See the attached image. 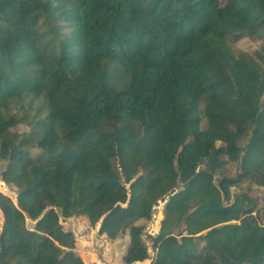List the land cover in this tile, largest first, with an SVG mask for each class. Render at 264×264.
Wrapping results in <instances>:
<instances>
[{
    "label": "trees",
    "instance_id": "obj_1",
    "mask_svg": "<svg viewBox=\"0 0 264 264\" xmlns=\"http://www.w3.org/2000/svg\"><path fill=\"white\" fill-rule=\"evenodd\" d=\"M2 96L1 264H81L78 215L120 264H264V0H0Z\"/></svg>",
    "mask_w": 264,
    "mask_h": 264
},
{
    "label": "built area",
    "instance_id": "obj_2",
    "mask_svg": "<svg viewBox=\"0 0 264 264\" xmlns=\"http://www.w3.org/2000/svg\"><path fill=\"white\" fill-rule=\"evenodd\" d=\"M62 232L74 237L71 253L81 264H112L113 246L104 237L98 236V226L91 228L87 220L81 216L70 219H59Z\"/></svg>",
    "mask_w": 264,
    "mask_h": 264
},
{
    "label": "rangeland",
    "instance_id": "obj_3",
    "mask_svg": "<svg viewBox=\"0 0 264 264\" xmlns=\"http://www.w3.org/2000/svg\"><path fill=\"white\" fill-rule=\"evenodd\" d=\"M41 34H42V32L40 33V36H39L40 39H41ZM32 40H33V36H32ZM47 46H48V44H47ZM51 50H52V47L50 48V51H49L50 54H51ZM45 59H46V57H45ZM51 60H52V58H51ZM106 72H107V75H108V84L114 85L119 90H123V89L126 88L127 80L125 78V75L122 73L120 67L117 64L108 65L106 67ZM0 193L3 196H11L12 200L15 202V198H14V196L12 194H4L2 192H0ZM160 207H162V206H160ZM153 216H154L155 220H153L150 223V226L148 228V230L150 229L149 230V234H151V231L155 232V230L157 229L158 226L156 224L161 219V210L159 208L158 209L155 208V210H153ZM121 247H122V250H121ZM124 250H125V245L124 244H122V245H120V244L113 245V261H112V264H120L119 261H120V258L122 256V254L125 252ZM0 251H1V248H0ZM152 254H153V252H151V255Z\"/></svg>",
    "mask_w": 264,
    "mask_h": 264
},
{
    "label": "bare ground",
    "instance_id": "obj_4",
    "mask_svg": "<svg viewBox=\"0 0 264 264\" xmlns=\"http://www.w3.org/2000/svg\"><path fill=\"white\" fill-rule=\"evenodd\" d=\"M12 11L13 12H15V9L14 8H12ZM32 36H33V46H34V48L38 51V52H40L41 54H43L45 57H46V59H47V62H49L50 60H51V54L49 53V51H50V46H47V42H45V41H42L40 38H39V36H40V32H36L34 29H33V31H32ZM36 74H38L37 72H31V73H29V75L28 76H31V75H36ZM28 76L25 78V79H27L28 78ZM24 79V80H25ZM0 192H2V193H4V194H11L10 192H9V189L5 186V185H3L1 182H0ZM159 216V215H158Z\"/></svg>",
    "mask_w": 264,
    "mask_h": 264
},
{
    "label": "water",
    "instance_id": "obj_5",
    "mask_svg": "<svg viewBox=\"0 0 264 264\" xmlns=\"http://www.w3.org/2000/svg\"><path fill=\"white\" fill-rule=\"evenodd\" d=\"M8 7H9V9L12 11V6H11V4L8 2ZM15 9V8H14ZM12 13L13 14H15L16 16H20V17H22L24 20H25V17L23 16V15H21V14H19L18 12H17V10L15 9V12H13L12 11ZM25 22H26V20H25ZM27 26H28V28L31 30V31H33V29H32V27L29 25V24H27ZM38 33V32H37ZM40 53V52H39ZM41 54V53H40ZM41 55H43V54H41ZM44 56V55H43ZM52 56V55H51ZM45 57V56H44ZM52 59H53V56H52ZM52 63V60L51 61H49V62H47V59H46V64L44 65V67H43V69H42V72H44L49 66H50V64ZM28 76V75H27ZM26 76V77H27ZM33 75H31V76H28V78L27 79H25L24 81H23V83L24 82H26L30 77H32ZM22 83V84H23ZM21 86V85H20ZM20 88V87H19ZM5 96H7V95H5ZM5 96H2L1 98H0V101L3 99V97H5ZM1 181V183L3 184V185H5L6 186V184L2 181V180H0ZM7 187V186H6ZM8 188V187H7ZM180 188H182V186L180 187ZM176 192V190L175 189H173V190H171L165 197H163L162 199H160L157 203H156V209H160L161 210V208L162 207H160V206H162L163 204H164V202H165V200L167 199V197L168 196H170V195H172L173 193H175ZM12 194V193H11ZM13 196H14V198H15V202H16V197H15V195L14 194H12ZM10 198H11V196H9ZM34 225V222H31L30 220H28V223H27V226L28 227H31V226H33ZM157 232H154L153 233V236L154 237H156L157 236ZM1 264V263H0Z\"/></svg>",
    "mask_w": 264,
    "mask_h": 264
},
{
    "label": "clouds",
    "instance_id": "obj_6",
    "mask_svg": "<svg viewBox=\"0 0 264 264\" xmlns=\"http://www.w3.org/2000/svg\"><path fill=\"white\" fill-rule=\"evenodd\" d=\"M1 182V181H0ZM9 189V188H8ZM11 193V192H10ZM155 207H156V205L153 207V210H155ZM82 216V215H81ZM70 219V218H69ZM153 220H155V218H154V216L152 215V220H151V222L153 221ZM150 222V223H151ZM157 226H158V223L156 224ZM149 226H150V224H149ZM149 228V227H148ZM148 228L145 230V233H147V234H149V230H148ZM156 232V231H155ZM153 233H154V231H151V235H153ZM113 246V245H112ZM73 247V246H72ZM0 248H1V246H0ZM71 250V249H70ZM71 252V251H70ZM153 255V254H152ZM152 255H150V256H152ZM79 260V259H78ZM80 261V260H79ZM144 261H146L147 263L146 264H149L150 263V258H148V259H146V260H144ZM1 263V262H0ZM81 263V262H80ZM134 264H145V263H143V261L142 262H136V263H134Z\"/></svg>",
    "mask_w": 264,
    "mask_h": 264
},
{
    "label": "crops",
    "instance_id": "obj_7",
    "mask_svg": "<svg viewBox=\"0 0 264 264\" xmlns=\"http://www.w3.org/2000/svg\"><path fill=\"white\" fill-rule=\"evenodd\" d=\"M155 231H156V230H155ZM143 263H145V264H146L147 262H146V261H143Z\"/></svg>",
    "mask_w": 264,
    "mask_h": 264
}]
</instances>
